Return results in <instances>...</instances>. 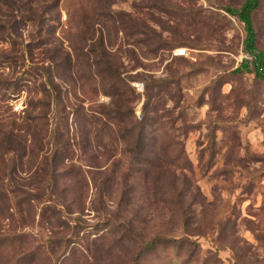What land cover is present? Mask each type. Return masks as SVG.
Instances as JSON below:
<instances>
[{
  "label": "rangeland",
  "instance_id": "374dc122",
  "mask_svg": "<svg viewBox=\"0 0 264 264\" xmlns=\"http://www.w3.org/2000/svg\"><path fill=\"white\" fill-rule=\"evenodd\" d=\"M243 2L0 0V264H264Z\"/></svg>",
  "mask_w": 264,
  "mask_h": 264
},
{
  "label": "trees",
  "instance_id": "16d2710c",
  "mask_svg": "<svg viewBox=\"0 0 264 264\" xmlns=\"http://www.w3.org/2000/svg\"><path fill=\"white\" fill-rule=\"evenodd\" d=\"M259 6L260 0H244L239 9L227 7L225 12L229 16L236 18L242 24L245 32L243 51L250 59L244 60L233 73H253L257 80L264 82V51H259L257 49V34L253 22V16L259 9ZM152 247V242L145 244V249H150Z\"/></svg>",
  "mask_w": 264,
  "mask_h": 264
},
{
  "label": "built area",
  "instance_id": "2783aa9c",
  "mask_svg": "<svg viewBox=\"0 0 264 264\" xmlns=\"http://www.w3.org/2000/svg\"><path fill=\"white\" fill-rule=\"evenodd\" d=\"M185 55V51L182 50H176L175 52V56L176 57H180V56H184Z\"/></svg>",
  "mask_w": 264,
  "mask_h": 264
}]
</instances>
